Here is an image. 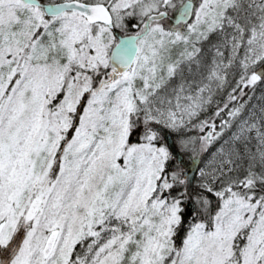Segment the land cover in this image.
<instances>
[{
    "label": "snow or ice",
    "instance_id": "1",
    "mask_svg": "<svg viewBox=\"0 0 264 264\" xmlns=\"http://www.w3.org/2000/svg\"><path fill=\"white\" fill-rule=\"evenodd\" d=\"M0 264H264V0H0Z\"/></svg>",
    "mask_w": 264,
    "mask_h": 264
}]
</instances>
